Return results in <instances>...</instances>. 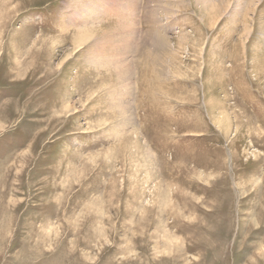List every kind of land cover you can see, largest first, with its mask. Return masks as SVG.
I'll return each mask as SVG.
<instances>
[{
    "label": "rangeland",
    "instance_id": "obj_1",
    "mask_svg": "<svg viewBox=\"0 0 264 264\" xmlns=\"http://www.w3.org/2000/svg\"><path fill=\"white\" fill-rule=\"evenodd\" d=\"M0 264H264V0H0Z\"/></svg>",
    "mask_w": 264,
    "mask_h": 264
}]
</instances>
